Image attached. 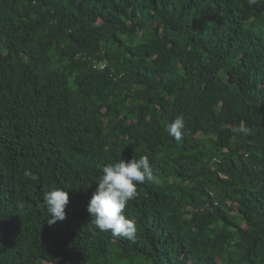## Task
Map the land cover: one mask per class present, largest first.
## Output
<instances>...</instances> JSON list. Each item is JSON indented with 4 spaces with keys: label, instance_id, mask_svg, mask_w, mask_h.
<instances>
[{
    "label": "trees",
    "instance_id": "obj_1",
    "mask_svg": "<svg viewBox=\"0 0 264 264\" xmlns=\"http://www.w3.org/2000/svg\"><path fill=\"white\" fill-rule=\"evenodd\" d=\"M140 156L114 237L86 207ZM0 264H264V0H0Z\"/></svg>",
    "mask_w": 264,
    "mask_h": 264
},
{
    "label": "clouds",
    "instance_id": "obj_2",
    "mask_svg": "<svg viewBox=\"0 0 264 264\" xmlns=\"http://www.w3.org/2000/svg\"><path fill=\"white\" fill-rule=\"evenodd\" d=\"M165 130L169 136L180 141L185 134L184 117L178 115L171 122H167ZM240 130L242 129H233ZM25 176L31 180L37 179L31 172H25ZM153 180L154 172L147 156L129 161L120 159L104 165L95 183L97 187L86 207L91 223L100 231H110L114 237L132 239L136 226L131 219L126 218L123 211L127 202L136 196L137 184ZM68 202V192L60 187L51 188L43 195L42 205L47 213L48 225L66 219L65 208Z\"/></svg>",
    "mask_w": 264,
    "mask_h": 264
}]
</instances>
